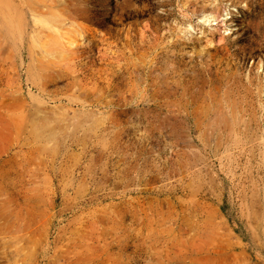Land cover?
<instances>
[{
	"label": "rangeland",
	"instance_id": "374dc122",
	"mask_svg": "<svg viewBox=\"0 0 264 264\" xmlns=\"http://www.w3.org/2000/svg\"><path fill=\"white\" fill-rule=\"evenodd\" d=\"M4 1L0 264H264V0Z\"/></svg>",
	"mask_w": 264,
	"mask_h": 264
},
{
	"label": "bare ground",
	"instance_id": "6f19581e",
	"mask_svg": "<svg viewBox=\"0 0 264 264\" xmlns=\"http://www.w3.org/2000/svg\"><path fill=\"white\" fill-rule=\"evenodd\" d=\"M66 1V0H65ZM0 2H1V0H0ZM4 2V3H3ZM3 2H2V5H4L5 6V8H7V10H9V6L8 5H10V4H8L6 1H4L3 0ZM12 2V1H11ZM13 3V2H12ZM32 4V3H31ZM27 5H28V3H27ZM67 5V4H66ZM20 6V5H19ZM37 6V5H36ZM42 6V5H41ZM49 5L47 4V3H45L44 4V7H47L48 9H49V7H48ZM64 7V6H63ZM53 8V7H52ZM52 8H51V11H52ZM29 9H30V11H32L33 13L34 12H38L39 10H36L35 9V6L34 5H31V7L29 6ZM58 9V8H57ZM73 9V8H72ZM55 10V9H54ZM1 11V10H0ZM56 11V10H55ZM30 13V12H29ZM53 13V12H52ZM57 13V12H56ZM56 13H54V15L56 14ZM3 14H4V17H5V19H7L8 20V22L9 23H7L9 26H10V28H13V27H15V26H13V24H17V21H15L14 20V17L11 15V14H8V13H6V12H4L3 11ZM37 14V13H36ZM35 17V16H34ZM40 17V16H39ZM36 18V17H35ZM46 18H49V17H46ZM36 20H38V21H41V22H43V23H46L47 25H48V22L46 21V20H44V19H42V18H37ZM13 21H15L14 23H13ZM52 21H54V20H52ZM59 21V20H58ZM41 24V23H40ZM48 27L49 28H51V29H53V31H55V32H57L59 29L52 23V24H49L48 25ZM20 28V27H19ZM58 29V30H57ZM64 31V30H63ZM11 33V32H10ZM49 35V34H48ZM57 38V37H56ZM43 39H45V38H43ZM58 40V39H57ZM67 41V43H68V45H73L74 44V41L73 40H66ZM42 42V41H41ZM56 42V40L55 39H49L48 40V38L44 41V42H42L41 43V45L43 46V47H47L48 46V44H50V43H55ZM57 44V43H56ZM42 54V53H41ZM48 56V55H47Z\"/></svg>",
	"mask_w": 264,
	"mask_h": 264
}]
</instances>
